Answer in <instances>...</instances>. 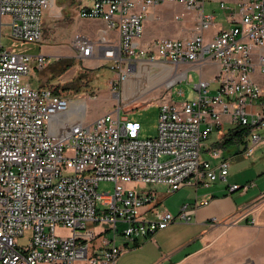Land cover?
<instances>
[{"label":"built area","instance_id":"2783aa9c","mask_svg":"<svg viewBox=\"0 0 264 264\" xmlns=\"http://www.w3.org/2000/svg\"><path fill=\"white\" fill-rule=\"evenodd\" d=\"M208 1L214 0H91L80 10L82 18L106 21L119 38L77 34L73 46L79 58L103 59L124 75L134 73L140 62L188 65L170 88L184 79L192 82L190 70L200 74L196 97L177 103L170 93L159 104L157 137L141 140L140 123L122 119L121 109L92 122L85 113L73 120L68 97L27 83L25 77L34 68H46L48 60L5 47L2 28H9L13 40L42 42L44 16L54 0H0V264H117L171 223L192 221L195 207L188 204L177 216L160 210L149 218L152 209L145 208L157 203L155 188L174 193L226 179L229 161L220 148L204 144L215 130L222 133L225 116L249 130L244 154H254L264 127V78L256 76L264 77V0H236L235 6L222 1L234 25L211 39L206 33L216 15L205 13ZM167 3L184 9L176 21L196 15L192 35L145 43L150 10ZM211 65L217 72L206 79L204 68ZM203 148L210 159L203 158ZM212 159L220 162L214 165ZM101 181L114 182L115 192L100 194ZM252 184L233 185L230 191H246ZM60 227L69 234L60 235ZM28 232L30 242L23 247L19 239ZM106 232H113V239L96 245Z\"/></svg>","mask_w":264,"mask_h":264},{"label":"crops","instance_id":"0c3cea01","mask_svg":"<svg viewBox=\"0 0 264 264\" xmlns=\"http://www.w3.org/2000/svg\"><path fill=\"white\" fill-rule=\"evenodd\" d=\"M214 1L219 4L223 1L227 5L236 2V0ZM91 5V0H54L52 7L44 16V38L42 42L35 43L40 45V52L33 56L44 55L48 60L47 67L49 65H66L69 68L74 65L91 67L111 65L110 62L96 57L81 59L73 46V39L77 34H86L95 40L102 37L112 40L119 38L117 30L107 29L106 21L80 17L81 8ZM161 7L163 6L152 8L146 21L158 20L157 13L160 12ZM233 25L234 23L225 17L222 23H215L213 26L215 31L210 37L206 34L207 39H211L223 28ZM91 26L96 27L94 33L88 30ZM154 28V25L145 24V43L164 38L156 37ZM193 31L194 28L185 37L192 35ZM154 64L161 63L140 62L137 65ZM38 70L34 68L31 73L35 74L39 72ZM216 72L217 70L205 78L212 79ZM30 74L25 77V81L32 84ZM256 76L259 79L264 78L260 74ZM41 88L50 87L41 86ZM79 108L73 107V111L81 116L83 113ZM254 110H259V107H254ZM224 120L226 126L222 127V133L217 132L211 147L220 148L222 157L230 163L226 179L219 177L214 182L201 184L198 187L185 186L174 193H170L165 186L155 188L157 203L145 208V210L152 209L148 213L149 218H153L154 212L160 210H168L177 216L181 207L188 204L191 208L195 207L192 221L171 223L152 238L142 241L140 245L124 253L117 264H264V157L258 155L250 160L248 157L252 155L244 154L250 143V132L238 136L239 127L229 122V116H225ZM258 132L263 141L255 152L264 145V127ZM225 150L229 153L226 154ZM212 160L215 161L214 165L220 162V159ZM250 183L253 184L246 191L241 189L230 191L233 185L243 186ZM165 198H174L176 203L169 207L165 206L162 203ZM201 201L208 203L198 206ZM101 230L97 228V231ZM119 242L123 243V241Z\"/></svg>","mask_w":264,"mask_h":264},{"label":"rangeland","instance_id":"374dc122","mask_svg":"<svg viewBox=\"0 0 264 264\" xmlns=\"http://www.w3.org/2000/svg\"><path fill=\"white\" fill-rule=\"evenodd\" d=\"M230 5L235 6V3H231ZM161 6L163 7L157 13L158 20H150L144 23V26L146 23L154 25V34L157 35L156 37H185L191 33L196 25L195 14H186L183 20L177 22L174 19L177 13L184 11L183 7L176 3H167ZM205 13L215 14L216 24L222 23L225 18L224 11L217 1H208L205 4ZM3 22H7L6 17L3 18ZM88 30L94 33L96 27L91 26ZM214 31V27L209 29L206 33L207 36L210 37ZM2 34L4 46L12 49L13 52L30 55L39 54V44L11 39L9 37L10 30L7 26L2 28ZM50 59L54 60L55 58ZM187 69L188 65H171L169 63L139 65L134 73H126L124 75L121 69L114 70L111 65L94 67L74 65L70 68L66 65H49L47 68L38 70L39 72H35V74L31 73L30 75L32 76L31 85L33 87H50L56 93L68 97L72 101V107L78 106L80 107V112L86 114L85 118L88 122H92L106 113H112L121 109V118L139 122L141 125V131L139 133L140 139L149 140L156 138L158 135L159 104L165 97L172 93V100L177 103L191 101L196 97L197 92L194 85L200 78V74L196 70L189 71V77L193 78L192 82L184 79L172 88L167 84L177 73L184 72ZM123 70L125 69L123 68ZM215 70H217L215 65L205 67L204 77L209 76V74L211 75ZM217 89L218 84L213 83L211 90L216 91ZM180 91L184 92V94L181 95ZM82 115L79 116L76 111L69 113V117L73 120L83 119L84 116ZM216 137L217 131L215 130L204 141V144L211 146ZM241 148L243 147L241 146ZM204 150L205 148H203L202 152L203 158H209ZM225 152L226 154L229 153L228 150H225ZM258 155L264 157V145L248 158L251 160V158ZM211 162L214 163L215 161L212 160ZM140 187L139 191H143ZM98 192L100 194H113L115 192V183L101 181ZM162 203L169 207L176 202L174 198H165ZM105 226L102 224L99 226V229L101 230ZM124 228L125 226L121 225V230ZM57 232L60 235H68L70 231L60 227L57 228ZM30 236L31 233L28 232L25 236L20 237L19 244L23 247L28 246ZM113 237V232H106L96 240L95 244L100 245L104 239H113Z\"/></svg>","mask_w":264,"mask_h":264},{"label":"trees","instance_id":"16d2710c","mask_svg":"<svg viewBox=\"0 0 264 264\" xmlns=\"http://www.w3.org/2000/svg\"><path fill=\"white\" fill-rule=\"evenodd\" d=\"M247 130V131H246ZM248 132H249V130L247 129V128H240L239 127V130H238V132H237V134H238V136H242L243 134L245 135H247L248 134Z\"/></svg>","mask_w":264,"mask_h":264},{"label":"bare ground","instance_id":"6f19581e","mask_svg":"<svg viewBox=\"0 0 264 264\" xmlns=\"http://www.w3.org/2000/svg\"><path fill=\"white\" fill-rule=\"evenodd\" d=\"M184 73H185V72H184ZM181 75H182V74L177 73L176 76H175V77H174L169 83H167L168 86L171 85L172 83H174L175 80H176L177 78H179ZM71 111H73V107H72ZM71 111H70V112H71Z\"/></svg>","mask_w":264,"mask_h":264}]
</instances>
